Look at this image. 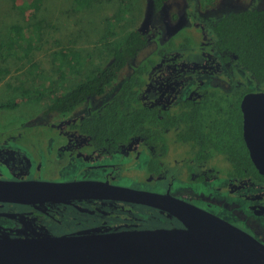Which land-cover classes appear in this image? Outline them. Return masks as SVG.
<instances>
[{"label":"flooded vegetation","instance_id":"af4514ba","mask_svg":"<svg viewBox=\"0 0 264 264\" xmlns=\"http://www.w3.org/2000/svg\"><path fill=\"white\" fill-rule=\"evenodd\" d=\"M253 6L264 8V0H173L160 11L153 9L152 34L141 30L149 45L125 68L119 81L158 52L139 90L137 105L156 110L163 120L171 114L176 117L192 104H202L212 93L219 97L239 93L242 139L254 165L245 143L242 103L247 94L264 90L251 82L234 56L225 61L215 50L210 28L226 13ZM111 95L91 98L72 115L44 110L22 124L3 127L0 181L103 184L169 196L221 218L264 245V175L257 168L251 172L245 167L236 169L220 154L199 160L190 143L178 137L184 127L180 120L174 126L160 127L164 140L159 142H150L141 134L126 142L102 144L78 121L100 111ZM109 191L94 190L61 201L0 200V238L186 229L168 210L138 202L127 192L113 195Z\"/></svg>","mask_w":264,"mask_h":264},{"label":"trees","instance_id":"16d2710c","mask_svg":"<svg viewBox=\"0 0 264 264\" xmlns=\"http://www.w3.org/2000/svg\"><path fill=\"white\" fill-rule=\"evenodd\" d=\"M11 1L25 14L29 11L36 13L45 0H23L20 6L17 5V0ZM76 1L78 8L86 6L80 0ZM172 1L150 0L152 10L156 11L162 10ZM123 19L124 16L120 14L116 20ZM29 26L36 30V24ZM110 27L114 28L112 22ZM210 28L215 50L225 61L234 56L251 82L261 85L264 90V8L253 6L240 11H230L214 21ZM11 32L12 36L2 45L3 49L13 50L19 43L26 44V47L31 46L22 26L14 25ZM36 36H39L37 30L34 37ZM148 45L149 41L141 30L128 31L114 42L109 61L88 74L84 72L85 58L81 53L72 49L60 50L55 54V61L59 63L60 76L67 79L68 83L55 92L56 95L50 100L46 111L61 116L72 115L91 98L110 93V99L100 111H94L90 116L78 121L89 129L91 135H97L102 144L106 141L126 142L141 134L150 142H159L164 140L160 127L174 126L180 120L184 127L178 137L190 143L199 160L213 159L220 154L236 169L245 167L250 172L255 170L256 167L252 164L242 139L239 115L242 97L239 93L231 97H219L212 93L202 104H192L188 110L179 112L176 117L171 114L166 120L161 119L156 110L138 107L139 90L145 85L146 74L156 63L158 52L134 66L122 83L119 80L125 68L137 59ZM47 89L28 90V100L43 99L48 93ZM13 107L15 105L1 104V109ZM235 160H239L240 164Z\"/></svg>","mask_w":264,"mask_h":264},{"label":"water","instance_id":"95a60500","mask_svg":"<svg viewBox=\"0 0 264 264\" xmlns=\"http://www.w3.org/2000/svg\"><path fill=\"white\" fill-rule=\"evenodd\" d=\"M245 143L264 175V92L242 103ZM97 192L132 194L138 202L168 210L186 229H152L46 239L0 238V264H264V245L215 215L169 196L91 183L0 181V200L61 201Z\"/></svg>","mask_w":264,"mask_h":264},{"label":"rangeland","instance_id":"374dc122","mask_svg":"<svg viewBox=\"0 0 264 264\" xmlns=\"http://www.w3.org/2000/svg\"><path fill=\"white\" fill-rule=\"evenodd\" d=\"M248 1L242 0L243 3ZM80 2L86 6L78 8L76 0H45L36 13L22 14L11 0H0V130L8 125L22 124L46 110L55 92L67 85L68 80L60 76L59 63L55 61V54L60 50L81 53L85 58L83 71L88 74L109 61L114 42L126 32L140 29L152 34L149 32L150 0ZM22 4L23 0H17V5ZM120 14L124 19L117 21ZM110 22L114 24L112 29ZM30 24H36L39 36L34 37L36 30H32ZM14 25L24 28L25 36L31 41L30 47L19 43L13 50L3 49L2 45L12 36ZM40 88H49V95L47 93L41 100H28L27 91ZM2 103L15 107L1 109Z\"/></svg>","mask_w":264,"mask_h":264}]
</instances>
